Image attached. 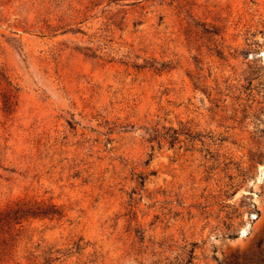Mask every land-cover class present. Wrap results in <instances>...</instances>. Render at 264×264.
<instances>
[{"label": "rangeland", "instance_id": "374dc122", "mask_svg": "<svg viewBox=\"0 0 264 264\" xmlns=\"http://www.w3.org/2000/svg\"><path fill=\"white\" fill-rule=\"evenodd\" d=\"M1 74L0 209L63 210L52 264H264V0H0Z\"/></svg>", "mask_w": 264, "mask_h": 264}, {"label": "trees", "instance_id": "16d2710c", "mask_svg": "<svg viewBox=\"0 0 264 264\" xmlns=\"http://www.w3.org/2000/svg\"><path fill=\"white\" fill-rule=\"evenodd\" d=\"M5 81L2 91L3 104L7 108L15 105L14 87L5 74H1L0 82ZM63 210L50 201L33 197L19 198L0 209V264H52L60 257L53 256L49 245L24 241V223L33 219H60ZM79 249V244L75 245Z\"/></svg>", "mask_w": 264, "mask_h": 264}]
</instances>
